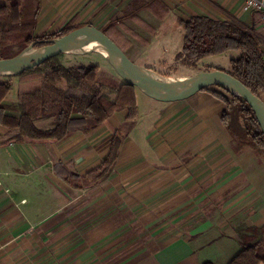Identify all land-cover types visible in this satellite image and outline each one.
<instances>
[{"label":"crops","instance_id":"0c3cea01","mask_svg":"<svg viewBox=\"0 0 264 264\" xmlns=\"http://www.w3.org/2000/svg\"><path fill=\"white\" fill-rule=\"evenodd\" d=\"M129 1L41 0L37 33L41 28L49 27L59 16L67 18L69 14L75 13V7H83L87 3L92 13L102 17L101 23L94 25L100 28L109 20L121 16ZM163 1L168 5V12L162 19L146 9L140 10V16L149 27L130 21L125 23L130 31L138 30L139 35L146 28L156 31L154 38L153 33H146L143 37L148 40L144 39L145 42L138 45L141 46L139 50L134 51L144 60L145 66L164 60V52L168 50L170 54L169 50L174 45L181 47L183 30L177 22L179 16L205 14L221 20L234 16L245 24H253L264 36V25L259 13L246 9L245 0ZM120 29L127 30L126 27ZM131 51L128 48L126 53L133 60L134 53ZM233 51L200 60L218 58ZM18 87L19 80L11 83L4 103L16 101ZM12 89L16 92L15 96L10 97ZM136 99L137 109L139 99L147 102L139 98L137 92ZM151 105L156 110V116L150 122L142 119L136 128L140 119L138 111L122 142L118 158L105 179L129 181L135 158H138V162L144 160L141 164L147 165V151L152 152L154 142L164 137L169 141L175 157L185 156L186 179L191 182L187 188L195 184L199 190L197 193L201 195L186 199L188 221L194 223L199 221V217L204 219V213L197 214L196 211L199 204L204 207L209 203L211 191H216L217 195L226 193L216 201L217 206L211 212L213 214L208 213L207 220H202L200 225H195V229L184 236L175 235L154 248L139 249L110 264H202L205 261L227 264L241 248V229L264 224V163L251 149L233 152L231 137L219 117L224 103L207 91H199L184 100L161 102L158 105L151 102ZM125 116V111H118L93 131L74 132L61 140H4L0 144V264H66L67 255L72 256L73 264H99L97 255L108 250V246H98V239L95 245L82 246L79 232L49 228L50 221L61 217V209L68 202L76 201V191L88 188L71 187L55 174L53 165L61 161L79 173L95 168L105 152L99 151L98 144L125 122ZM35 123L40 127L50 125L46 120ZM4 133L5 128L0 126V134ZM156 152L158 157L163 154L162 149ZM149 167L152 172L161 170L151 165ZM136 170L141 171L139 168ZM94 234L97 236V232ZM54 237L63 239L57 245L51 244ZM67 238L74 240L66 244ZM109 250L111 253L114 248L110 247ZM51 253L57 255V263L49 261ZM105 259L104 264H108L107 257Z\"/></svg>","mask_w":264,"mask_h":264},{"label":"trees","instance_id":"16d2710c","mask_svg":"<svg viewBox=\"0 0 264 264\" xmlns=\"http://www.w3.org/2000/svg\"><path fill=\"white\" fill-rule=\"evenodd\" d=\"M142 9L162 19L168 5L163 0H130L121 16L99 29L126 53L127 43L119 41L120 27L130 31L127 21L149 27L139 14ZM40 12L41 0H0V59L15 56L30 45L40 48L49 40L86 24L69 21L54 32L37 33ZM177 22L183 30L177 58L182 56L187 62L229 50L239 51L229 60V73L264 103V36L253 24H245L234 16L221 20L205 14L179 16ZM131 32L133 36L139 35L138 30ZM61 55L0 80V126L5 128V133L0 134V144L4 140H61L74 132H91L114 113L125 111V122L98 144L99 151L105 152L95 168L79 173L61 161L53 165L55 174L71 187L83 188L105 179L113 168L130 125L137 117L136 86L102 70L98 63L67 67L62 64ZM13 76L19 77L16 101L6 104L3 99L11 88ZM203 90L224 103L219 117L231 137L232 150L240 153L251 149L264 163V135L246 100L223 88L219 89L222 92ZM38 120L49 121L50 125L37 126ZM241 230V248L227 264H264V224Z\"/></svg>","mask_w":264,"mask_h":264},{"label":"rangeland","instance_id":"374dc122","mask_svg":"<svg viewBox=\"0 0 264 264\" xmlns=\"http://www.w3.org/2000/svg\"><path fill=\"white\" fill-rule=\"evenodd\" d=\"M75 9V13L69 14L67 18L61 15L49 27L41 28L38 32H54L64 26L67 20H70V23L75 25L83 23L95 25L101 23L102 17L99 16L100 14H94L89 10V3L83 5V7L81 5L75 7ZM151 31L150 28H146L142 35L133 36L131 31H123L121 29L119 41L127 43L126 50L128 48L130 51L133 49L131 51L133 54L134 51H138L141 47H138L139 43L145 42L143 36L146 33H153L152 37L154 38L156 31ZM153 38L152 40L156 41ZM180 49L181 47L174 45L169 50L170 54L167 53L168 50L164 52V60L158 61L156 64L150 63L151 65L149 66H145L144 60H141L135 53L132 57L135 60L134 62L150 69L155 74L182 78L193 76L199 71L216 68L229 72V58L239 54V51L234 50L218 58L188 60L185 62L183 60L184 57H176ZM61 54L60 60L67 67L99 63L101 69H105L109 73L118 76L107 61V57L98 52H64ZM215 61L218 63H215ZM6 76L0 75V80L5 79ZM22 79L24 80L25 78ZM18 80L19 77H11V83L13 81L18 82ZM28 84L24 83L25 86ZM210 89L221 91L216 87H210ZM135 91L139 95V98H144L147 101L139 99L138 111L140 119L136 125V128H138L140 123H142V119L150 122L156 116V110L152 107L151 102L154 105L161 104V102L148 97L137 87ZM15 92V89H12L10 97L15 96ZM161 149L163 154L160 157L156 156V151ZM147 152L145 160L147 165L141 164L144 160L138 162L136 160L138 158H135V170H133V167L129 181L122 182L121 179L117 178L104 179L98 182V184L88 186L86 190L81 189L83 191H76V201L68 202L60 211L61 217L49 222L50 230L64 228L67 231H77L81 235L80 241L82 246L95 245L98 239V246H108V250H104L97 255L98 262L99 264H104L107 257L108 264H110L139 249L154 248L158 244L173 238L175 235L184 236L187 232L195 229V225H200L202 220L205 218L207 220L208 217L206 216L213 214L211 212H214L213 208L217 206L216 201L226 192L217 195L216 191L215 193L211 191L209 203L204 207L199 204L196 211L197 214H200V212L204 213V219L199 217V221L196 220L194 223L188 221L186 210L189 207L185 204L186 199L190 196L201 197V195L199 196L200 192L197 193L199 190L195 188V184L194 186L192 185V188L191 186L187 188V186L191 185V182L186 179V159L184 154L175 157V152L170 150L169 141L164 137L163 140H159L157 143L154 142L152 152ZM125 165L126 163L123 164L124 167ZM149 165L154 166L157 170L160 168V172H152L149 169ZM136 168H139L141 171H137ZM73 206L74 208H72ZM208 213L210 214L207 215ZM96 232L97 236L94 234ZM62 239L54 237L51 239V244L57 245ZM73 240V238L70 240L67 238L66 244H69V241ZM110 247L114 248V251L111 253H109ZM49 261H56L55 263H57V255L51 253ZM73 262L72 256L67 255L66 264H73Z\"/></svg>","mask_w":264,"mask_h":264},{"label":"water","instance_id":"95a60500","mask_svg":"<svg viewBox=\"0 0 264 264\" xmlns=\"http://www.w3.org/2000/svg\"><path fill=\"white\" fill-rule=\"evenodd\" d=\"M96 41L107 50V61L126 83L136 86L148 97L161 102L184 100L203 89L223 88L240 96L252 108L264 135V103L240 80L222 69L203 70L190 77L163 80L150 69L134 62L104 31L91 24H83L49 40L40 47L32 45L12 57L0 59V75H19L64 52L74 51Z\"/></svg>","mask_w":264,"mask_h":264},{"label":"bare ground","instance_id":"6f19581e","mask_svg":"<svg viewBox=\"0 0 264 264\" xmlns=\"http://www.w3.org/2000/svg\"><path fill=\"white\" fill-rule=\"evenodd\" d=\"M89 51L98 52L101 55H103L104 57L107 56V50L99 42H96V41H91V42L85 44L84 46H82L81 48H78L74 51H69V52L84 53V52H89ZM156 75H157V77H159L160 79H163V80L177 79L176 77L162 76V75H158V74H156Z\"/></svg>","mask_w":264,"mask_h":264},{"label":"built area","instance_id":"2783aa9c","mask_svg":"<svg viewBox=\"0 0 264 264\" xmlns=\"http://www.w3.org/2000/svg\"><path fill=\"white\" fill-rule=\"evenodd\" d=\"M244 7L259 13L262 24L264 25V0H245Z\"/></svg>","mask_w":264,"mask_h":264}]
</instances>
